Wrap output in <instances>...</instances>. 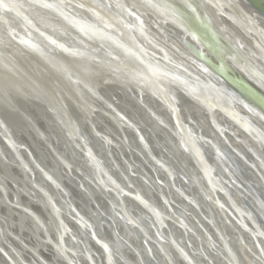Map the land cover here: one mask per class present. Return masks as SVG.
Wrapping results in <instances>:
<instances>
[{"label": "water", "instance_id": "1", "mask_svg": "<svg viewBox=\"0 0 264 264\" xmlns=\"http://www.w3.org/2000/svg\"><path fill=\"white\" fill-rule=\"evenodd\" d=\"M158 1L170 9L160 12L149 4L157 16L154 29L162 28L160 15L175 23L184 9L176 0ZM243 1L249 7L243 31L253 43L261 41L264 60V0ZM236 4L225 0L217 11L237 24L231 13ZM191 5H185L189 21L205 20ZM55 17L87 46L56 34ZM130 18L105 0H0V169L23 184L22 196L34 202L13 201L17 195L4 191L9 205L0 211L9 208L19 219L15 211L25 214V234L38 228L49 253L66 264H264V72L234 57L243 51L238 40L212 25L213 38L207 32L196 36L188 23L177 25L183 34H171L193 52V65L188 58L177 63L183 72L161 67L144 54V37L135 34L141 28ZM132 43L148 64L132 56ZM55 46L57 52L67 48L70 58L55 54ZM97 59L105 68L92 62ZM111 64L125 76L95 89L94 79L113 71ZM151 65L156 82L148 76ZM66 75L82 80L98 106L75 101L60 79ZM54 76L61 92L71 95L72 111L53 96ZM192 83L206 93L214 89L215 100L196 99ZM145 84L150 90H142ZM134 101L159 128L141 121ZM9 220L0 216V256L8 264H51L13 232ZM11 239L28 252H16Z\"/></svg>", "mask_w": 264, "mask_h": 264}, {"label": "bare ground", "instance_id": "2", "mask_svg": "<svg viewBox=\"0 0 264 264\" xmlns=\"http://www.w3.org/2000/svg\"><path fill=\"white\" fill-rule=\"evenodd\" d=\"M105 1L108 3V5L113 10L118 11L120 13L122 12L123 16L127 17L129 15L131 17L130 20L132 19L131 20L132 26H137V27L141 28V32L135 31V34L137 33V35H138V33H139V36L144 37L143 39H141V40H143L142 42L144 43V46H146V50H147L144 54L146 56L147 55L150 56L151 60L153 59L154 61L158 62L157 64L160 65L161 67H168V68L183 72V71H181V69H179L177 67L178 66L177 63L185 62L189 58V60H191V61L187 60L188 62L187 61L186 62L188 65L192 66L193 62H194L193 60H196V57L193 54V52L187 51L185 44L178 42L177 40H180V39L177 37H173L171 34V32H178V34H183L182 30L179 29L177 25H179V26L184 25L185 26L186 23H188L187 27L189 25L190 31L193 32L196 36H202L204 34V30H203L204 27H202L200 22H195L194 20L189 21V19L187 17L188 7L185 5L190 4V6H192L191 4H193V8L195 7L194 9L197 10L200 15L202 14L205 17V20H201V23L209 22V24H211L216 30L221 31L224 36L231 37L233 40H238L240 42L239 44L241 45L242 50H243L240 53H241V56L244 57V60H243L244 62L242 60H239L240 62L247 63L246 60H248V61H250V63L253 66H256L259 70L264 72V60H263V57L261 56L262 46H260L261 41L257 40V42L255 41L253 43L250 39L247 38V36L245 35V32L243 31L245 28L247 29V27H245V24H244V23H246V21H244V23H242L241 21H243V19L246 16L245 12L246 11L249 12V7L245 4V2L243 0H237V4H236L238 6V7H236L237 9L232 10V9L228 8L229 10H232L231 13L234 14L235 18L237 19V24L233 23L227 19H224L223 17L220 16V12L217 11V9H218L217 5L223 7L225 0H176L179 2V4H181L182 8H184V9H182L180 12H178L177 16L175 15V17H176L175 23L176 24L173 22H171V23L165 22L166 21V20H164L165 16H162V15H160V17H162V18H156L158 20L161 19V21L165 22V23L159 22L160 24H162L161 29H159V28L154 29L151 26V24L155 20V19L153 20V18H155L154 15L156 16V14H155V12L153 13V10L151 9V7H149V4L150 5L153 4L157 10L158 9L160 10V12H164V11L168 12V10L170 9L169 8L170 6L168 3L164 2V1H158V0H105ZM145 2L148 3V5ZM151 10H152V12H151ZM190 13H192V12H190ZM196 13L197 12L195 11V14ZM255 15L257 16V14H255ZM39 20H36V21L40 22ZM259 25L261 27H264L263 23H260ZM52 26H55L54 29L56 30V34H59V31L62 33H65L69 37V38H66L67 40H76V42H79V44H82V45L86 44V43L84 44L83 41L81 42V40H83V38L80 37L75 31L68 30L69 27L67 25L63 24L58 17L54 18ZM40 28L43 29L42 26ZM142 32L145 36L147 35L146 36L147 38L142 34ZM232 32L235 33L237 39L233 38V36H231ZM36 40H42V39L38 37ZM57 40H61V39L57 38ZM128 40H132V39L129 38ZM68 44L71 45V43H68ZM130 45L132 46V56L135 58H138L141 61H144V63L146 62L148 64L149 60L147 61L145 58H143V55H144L143 49L140 48L138 45H135L133 43ZM69 46H68V48H70ZM85 46H87V45H85ZM172 46L175 49H172ZM71 48H72L71 50L73 52L74 51H75V53L77 52L73 48V46H71ZM59 49L60 48L58 47V50ZM66 49H63L64 51L60 50V52H57L58 50L55 46L53 48V51L55 54L61 53L58 55L59 56L61 55L63 58H70V57H68V54H66V52H65ZM181 52H183V54ZM184 55H186V56H184ZM236 56L238 59H240L238 57L237 53H235L234 57H236ZM77 59L78 58L75 55V57H73L75 64L77 66L79 65L82 67L84 64L81 63ZM68 62L71 63L70 60H68ZM88 62L95 63L98 68L99 67L105 68L104 66H101L102 62H100L99 59H97L95 61L92 60V62H91V60H88ZM184 64H186V63H184ZM66 65L68 66V64H66ZM109 66L114 67V70L108 71V72L106 70L104 76L103 75L100 77L97 76L94 79L95 81L93 83L94 84L93 86L95 89H101L102 85H108V84L110 85L113 83H117V81H118L117 79L123 78L125 76V71L121 67L117 68L114 64H111ZM246 68L247 69L245 70V73H250L249 71H251V69L249 67H246ZM35 71L36 72L38 71V69L36 67H35ZM150 71L153 73L152 75L148 74V76L151 77V78L149 77L150 82H156L154 80V75H156L157 71L155 72L154 67H152V65L150 67ZM88 75L89 74H86L85 77L89 81L90 78H88ZM211 76L214 77V75H212V74H211ZM156 77H159V76H156ZM207 78H208V80L211 79L210 76H208ZM60 79L62 81H64V83L66 84V85L63 84V87L66 90L68 88L69 91H71L72 96L68 93H67V96H65V94H63L61 92L60 89H62V90H64V89L62 86L59 87L61 84H59L60 82L55 76L53 77L52 82H51V83H53V85L49 86V88L52 90L51 92H52L53 96H56V98H58L60 100V103L62 104L63 108L67 109L68 111H72V107L69 104L72 101V100H69V99H71V97L73 99L75 98L76 100L75 99L74 100L77 102H80V103L90 104L91 106L97 105V101H96L97 99H95V97L92 94H90L89 91L87 92V89L83 85L82 80L79 79L80 80L79 81L75 77H71V76L69 77L67 75L64 78L60 77ZM48 80H50V79L48 78ZM217 80H219V79L217 78ZM80 82L82 84H80ZM118 82H120V81H118ZM132 83H134V84L136 83L134 79H132ZM192 85L194 87L195 84L192 83ZM193 87H191L189 89H190V92L193 93V95H196V97L198 96V98H196V99H200V100L203 99L202 101H205V102H208V101L212 102L215 100L211 96V95H214V91H215L214 89H211V90L209 89L208 93H206V91L205 90L203 91L201 88H196V87L193 88ZM150 88L151 87H149L147 85L142 86V90L146 89L148 91V90H150ZM201 90H202V92H201ZM136 103L137 102H135V101L132 102V109L137 111V114L140 115L139 117L141 118V121L149 124L150 127L152 125V128H154V129H155V127L159 128V126L156 123V120H154V118L151 115H149L146 110H143V108L141 106H139V104L136 105ZM159 109L164 114H167V108H165L164 106L160 105ZM192 109L194 111L195 116H197L201 121H203L205 126L208 127V130L214 134L215 132L209 128V124H207L205 122L204 118L201 116V114H202L201 109L198 107H195V106H193ZM82 110L85 111V107ZM86 113H88V112H86ZM100 116L102 119H104V121H109V118H107L106 116H104V115H100ZM132 116L135 118V115H132ZM220 117L223 118L224 116L219 113L218 118H220ZM83 121H84L83 122L84 124H88L85 120H83ZM110 121H111L110 123L112 126L115 125L114 120H110ZM112 128L114 131L117 130L116 125L113 126ZM248 141L250 143H252V140L250 138H248ZM235 143L237 144V142H235ZM15 170H16L15 172L17 174L19 171L17 169H15ZM11 180L9 178H7L5 172L1 171V169H0V184H1V187H0V206L3 204L7 205V203L5 202V196L3 193L4 191H7L6 193H8V194L13 192L14 194L17 195V196H12V198L10 197V199H12L13 201H17L20 203L25 202L28 205L34 204V202L32 200H29L28 197L22 196L23 191L25 189L23 184H21V183L19 184L16 181H14L13 179H11ZM9 181H11V182L9 183ZM182 199L183 198H181V200ZM15 212L19 213V215H21V218H24L25 214H21V212L19 210L15 211ZM0 216H2L3 218H6L8 220L10 219L9 220V226L12 230H14L13 232H15L18 237H22V238L25 237L24 239L26 240V242L32 248H34V250H36V251L38 250L39 252L44 254V256L51 262V264H66L61 259L55 258V256L53 254L49 253V251L47 250L48 248L46 247V244L44 243L45 241H43V238L41 236H39L40 231L39 230L37 231L38 228H36L34 225H33L34 227L31 228L32 229L31 233L29 232V234H27V233L25 234L24 227L22 226L23 223L21 222V218L19 219L18 217H15L13 212H11V210L9 208L7 209L6 213H4V214L0 211ZM29 218H28L29 221L34 222L31 218L30 219ZM72 225L74 226V224H72ZM228 232H232V231L230 229H228ZM175 236L179 237L178 233H176ZM1 239L2 238L0 237V243H3V241H1ZM11 240H12L11 242L13 243V246H14L13 248H15L16 252H18L22 256H24L25 253L28 252L25 247L21 246L23 244H21L18 240H14V239H11ZM190 240L194 244V246L197 247V242L194 239L193 235L190 237ZM172 249L173 248H170L171 252H173V254H174V251ZM28 254H32V252L27 253V255ZM27 259L29 260V262L33 261L30 258H27ZM82 260L84 263H87L85 259H82ZM175 261L178 263L177 259H175ZM220 262H221V264H225V262L223 260H221ZM0 263L8 264L6 259L2 256H0Z\"/></svg>", "mask_w": 264, "mask_h": 264}, {"label": "rangeland", "instance_id": "3", "mask_svg": "<svg viewBox=\"0 0 264 264\" xmlns=\"http://www.w3.org/2000/svg\"><path fill=\"white\" fill-rule=\"evenodd\" d=\"M200 24L202 25V27H204V28H203L204 33H206V32L208 33L207 38H208V39L213 38V36H212V34H211V33H213V32H212V31H209V32H208V26L211 25V24H209V22H204V23H201V22H200ZM212 28H214V27L212 26ZM214 29H215V28H214ZM215 30H216V29H215ZM217 31H219V30H217ZM219 32H221V31H219ZM221 33H222V32H221ZM222 34H223V33H222ZM237 55H238V57L240 58L239 60H242V61L244 60V57L241 56V53H240V55L237 53ZM215 60H216L215 63H217V65L219 66L220 63L218 62L217 59H215ZM215 60H214V61H215ZM243 62H244V61H243ZM243 62H242V63H243ZM240 63H241V62H240ZM243 76H244V75H243Z\"/></svg>", "mask_w": 264, "mask_h": 264}]
</instances>
